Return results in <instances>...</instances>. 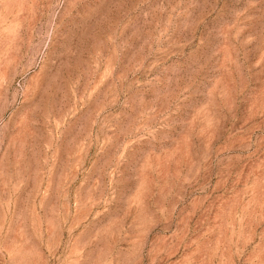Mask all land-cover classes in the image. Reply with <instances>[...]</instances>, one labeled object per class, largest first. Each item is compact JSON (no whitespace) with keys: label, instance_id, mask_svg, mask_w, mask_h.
<instances>
[{"label":"rangeland","instance_id":"374dc122","mask_svg":"<svg viewBox=\"0 0 264 264\" xmlns=\"http://www.w3.org/2000/svg\"><path fill=\"white\" fill-rule=\"evenodd\" d=\"M0 264H264V0H0Z\"/></svg>","mask_w":264,"mask_h":264}]
</instances>
